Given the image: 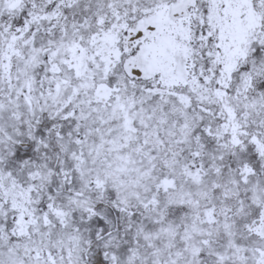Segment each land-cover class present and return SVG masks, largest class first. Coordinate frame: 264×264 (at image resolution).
Masks as SVG:
<instances>
[{
  "label": "snow or ice",
  "instance_id": "snow-or-ice-1",
  "mask_svg": "<svg viewBox=\"0 0 264 264\" xmlns=\"http://www.w3.org/2000/svg\"><path fill=\"white\" fill-rule=\"evenodd\" d=\"M0 264H264V0H0Z\"/></svg>",
  "mask_w": 264,
  "mask_h": 264
}]
</instances>
